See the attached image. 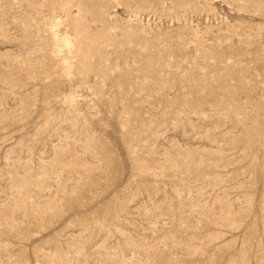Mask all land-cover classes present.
<instances>
[{
	"label": "rangeland",
	"instance_id": "rangeland-1",
	"mask_svg": "<svg viewBox=\"0 0 264 264\" xmlns=\"http://www.w3.org/2000/svg\"><path fill=\"white\" fill-rule=\"evenodd\" d=\"M0 264H264V0H0Z\"/></svg>",
	"mask_w": 264,
	"mask_h": 264
},
{
	"label": "bare ground",
	"instance_id": "bare-ground-1",
	"mask_svg": "<svg viewBox=\"0 0 264 264\" xmlns=\"http://www.w3.org/2000/svg\"><path fill=\"white\" fill-rule=\"evenodd\" d=\"M81 7V6H80ZM102 13V12H101ZM101 15V14H100ZM84 34V33H83ZM83 34H82V36H83ZM86 36V35H85ZM85 36H84V38H85ZM97 37V36H96ZM93 38V37H92ZM97 38H99V37H97ZM88 40V39H87ZM92 40V39H91ZM95 41L97 40V39H94ZM84 57H85V55H84ZM82 58V57H81ZM84 65H81V67H83ZM85 68V67H84Z\"/></svg>",
	"mask_w": 264,
	"mask_h": 264
}]
</instances>
